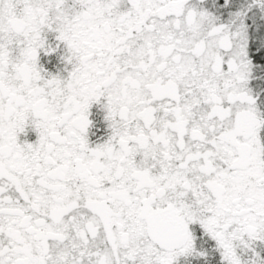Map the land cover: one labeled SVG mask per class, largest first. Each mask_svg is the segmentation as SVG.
Wrapping results in <instances>:
<instances>
[{"label": "snow or ice", "instance_id": "6c2138e0", "mask_svg": "<svg viewBox=\"0 0 264 264\" xmlns=\"http://www.w3.org/2000/svg\"><path fill=\"white\" fill-rule=\"evenodd\" d=\"M0 264H264V0H0Z\"/></svg>", "mask_w": 264, "mask_h": 264}]
</instances>
